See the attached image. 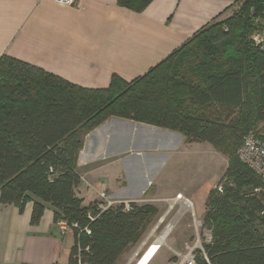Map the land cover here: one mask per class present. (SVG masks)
<instances>
[{
    "label": "trees",
    "instance_id": "16d2710c",
    "mask_svg": "<svg viewBox=\"0 0 264 264\" xmlns=\"http://www.w3.org/2000/svg\"><path fill=\"white\" fill-rule=\"evenodd\" d=\"M149 1L117 4L141 11ZM260 8L259 0L241 1L146 73L130 81L113 74L103 89L1 56L0 201L21 209L32 200L31 223L47 204L55 222L76 223L69 264H117L156 209L132 201L99 210L95 201L84 205L77 153L84 135L110 117L150 124L227 158L204 201L210 240L195 264H264V185L237 154L248 131L264 141V48L250 38Z\"/></svg>",
    "mask_w": 264,
    "mask_h": 264
},
{
    "label": "crops",
    "instance_id": "0c3cea01",
    "mask_svg": "<svg viewBox=\"0 0 264 264\" xmlns=\"http://www.w3.org/2000/svg\"><path fill=\"white\" fill-rule=\"evenodd\" d=\"M241 1L150 0L143 10L134 11L117 0H75L70 5L0 0V57L26 62L82 88L103 89L113 74L130 81L146 73L205 26L230 16ZM182 143L187 141L178 132L108 118L84 135L77 153L75 168L81 177L77 190L83 204L103 191L135 200L145 175L152 177L156 161L147 158L148 173L134 159L132 177L130 164L127 170L129 186L123 171L107 179L104 165L128 153L138 158L146 149L168 151ZM31 209L32 200L21 209L0 201V264H69L73 232L61 233L49 204L36 223L30 222Z\"/></svg>",
    "mask_w": 264,
    "mask_h": 264
},
{
    "label": "rangeland",
    "instance_id": "374dc122",
    "mask_svg": "<svg viewBox=\"0 0 264 264\" xmlns=\"http://www.w3.org/2000/svg\"><path fill=\"white\" fill-rule=\"evenodd\" d=\"M259 30L254 27L250 34L252 40ZM258 130L264 133V124H260ZM187 143L168 151L146 149L145 154L141 153L138 158L128 153L125 158L106 162L104 165L107 179L111 181L116 173L123 171L129 186L127 170L130 164L132 177L134 159L140 160L142 170H148V173L147 158L156 161L152 166V177L145 175L144 187L133 197L135 200H132L137 204H152L156 209L155 214L148 221L138 240L120 256L117 264H139L145 257L142 264H164L168 261L171 264H187L190 256L194 257L195 262V254L201 251L203 243L210 240V230L202 223L204 201L209 189L221 178L227 158L210 144L206 147L201 143L198 145ZM115 165L119 170L112 169ZM109 193L113 192L109 190ZM179 194L182 198L175 199ZM94 201L98 210L99 207L106 208L119 204L127 207L131 202L128 196L110 197L108 191L100 192ZM155 240L157 244L152 251L147 252Z\"/></svg>",
    "mask_w": 264,
    "mask_h": 264
},
{
    "label": "built area",
    "instance_id": "2783aa9c",
    "mask_svg": "<svg viewBox=\"0 0 264 264\" xmlns=\"http://www.w3.org/2000/svg\"><path fill=\"white\" fill-rule=\"evenodd\" d=\"M57 3L70 5L75 2V0H55ZM261 4L260 14L254 16L253 22L257 28L260 30L258 34L254 35L253 40L256 45H259L261 48H264V0H259ZM250 12L253 13L254 9L251 8ZM238 157L261 179L264 185V141L259 139L255 133L248 131L242 138L241 144L237 151ZM100 205V204H98ZM105 209L99 207V209ZM264 215V206L260 212ZM89 218H91L89 216ZM56 225L59 227L61 233H65L71 228L77 226L76 223H67L64 220H59L56 222ZM88 232L87 228H84ZM187 264H195L194 257L190 258L186 262ZM57 264V263H51Z\"/></svg>",
    "mask_w": 264,
    "mask_h": 264
},
{
    "label": "bare ground",
    "instance_id": "6f19581e",
    "mask_svg": "<svg viewBox=\"0 0 264 264\" xmlns=\"http://www.w3.org/2000/svg\"><path fill=\"white\" fill-rule=\"evenodd\" d=\"M180 198H182V196H181L180 194L176 196V199H180ZM155 244H157V240L154 241L152 247H150L149 250H148L147 252L152 251L153 248H154V245H155ZM145 258H146V257H145ZM145 258H143V259L139 262V264H140V263L142 264V263L145 261Z\"/></svg>",
    "mask_w": 264,
    "mask_h": 264
}]
</instances>
